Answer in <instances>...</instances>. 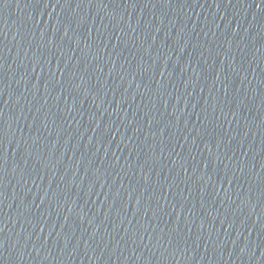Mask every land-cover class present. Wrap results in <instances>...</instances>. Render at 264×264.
<instances>
[{"label": "water", "instance_id": "obj_1", "mask_svg": "<svg viewBox=\"0 0 264 264\" xmlns=\"http://www.w3.org/2000/svg\"><path fill=\"white\" fill-rule=\"evenodd\" d=\"M0 264H264V0H0Z\"/></svg>", "mask_w": 264, "mask_h": 264}]
</instances>
